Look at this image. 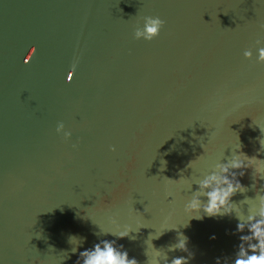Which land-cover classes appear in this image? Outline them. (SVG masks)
Masks as SVG:
<instances>
[{"label":"water","instance_id":"1","mask_svg":"<svg viewBox=\"0 0 264 264\" xmlns=\"http://www.w3.org/2000/svg\"><path fill=\"white\" fill-rule=\"evenodd\" d=\"M144 16L165 22L152 41ZM261 24L264 0H0V264H76L102 239L139 264L152 245L187 257L178 233L189 264H231L237 219L185 205L222 158L264 160Z\"/></svg>","mask_w":264,"mask_h":264},{"label":"clouds","instance_id":"2","mask_svg":"<svg viewBox=\"0 0 264 264\" xmlns=\"http://www.w3.org/2000/svg\"><path fill=\"white\" fill-rule=\"evenodd\" d=\"M141 19L142 26L138 23L134 30V39L152 41L157 38L165 22L159 16H144ZM260 29L264 32V24L260 25ZM253 47L256 53L255 63L264 64V39H257ZM35 52L32 54V58ZM243 56L246 60L252 61L254 59L253 48L246 49ZM77 63L78 60L74 61L69 71L73 73L71 79L67 74L69 82L73 80ZM56 133L61 135L65 141L70 140L72 136L71 131L65 130L63 122L58 123ZM260 144L261 148H264V143L260 141ZM72 147L76 149L78 145L73 144ZM111 150L115 151V148L113 147ZM221 160L216 162L202 178L194 182L198 187L192 192L186 203L185 211L189 214H197L194 217L197 219H203V216L199 215L201 212L208 217L234 216L238 221L236 233L247 232V234L239 235L238 251L235 253L231 264H264V185L260 186L254 197L243 200L244 204L248 205L246 210L232 200L237 193L248 190L240 182V177L245 175L247 169L254 168V181L264 180V160L255 157L250 158L243 152L237 153V151L230 158H227V162L222 163ZM192 185H190V190ZM252 187L255 189L256 184L253 183ZM112 223H116L114 218ZM128 234L129 232H121L115 236L122 239ZM73 239L78 240L79 245L82 243V240L76 237H70L69 243ZM187 244L188 238L183 233H178L177 242L168 246V252L179 250L188 253V255L187 257H174L171 260H169L167 252L161 254L160 249H156L152 245L156 252L151 258L146 253L148 256L147 264H189L193 254L189 252ZM76 264H139V262L135 258H129L128 252L123 250L122 245L117 246L115 240L102 239L92 248L80 251ZM216 264H221L219 258H217ZM224 264H229L227 259H225Z\"/></svg>","mask_w":264,"mask_h":264}]
</instances>
